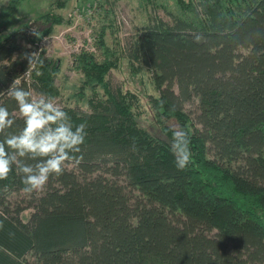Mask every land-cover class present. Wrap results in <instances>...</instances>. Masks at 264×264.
I'll return each instance as SVG.
<instances>
[{
	"label": "trees",
	"instance_id": "trees-1",
	"mask_svg": "<svg viewBox=\"0 0 264 264\" xmlns=\"http://www.w3.org/2000/svg\"><path fill=\"white\" fill-rule=\"evenodd\" d=\"M66 2L0 41V106L17 114L13 131L23 127L7 94L16 79L35 96L60 95V64L42 42L71 23L53 10ZM162 9L167 20L150 14L121 47L130 69L151 74L144 117L139 95L106 78L109 58L78 56L84 84L103 90L86 110L61 106L87 125L83 159L40 193L24 192L15 170L0 180V264H264V0ZM173 130L190 137L183 170ZM19 193L24 205L12 208Z\"/></svg>",
	"mask_w": 264,
	"mask_h": 264
},
{
	"label": "rangeland",
	"instance_id": "rangeland-1",
	"mask_svg": "<svg viewBox=\"0 0 264 264\" xmlns=\"http://www.w3.org/2000/svg\"><path fill=\"white\" fill-rule=\"evenodd\" d=\"M0 0V41L18 26L31 22L36 15L46 12L55 0ZM171 3V0H168ZM166 0H67L65 8L53 6V10L64 18L71 17V23L56 25L51 36L45 38L42 46L47 56L57 60L60 73L56 84L60 88L55 102L61 106H79L88 109V101L96 95H103L102 87L91 81L85 85V76L79 62L82 52L91 53L98 62L109 58L114 66L106 75L113 88L133 91L142 103L140 111L145 116L148 109V95L154 94L151 74L146 71L130 69L127 60L122 57L121 47L125 38L147 22L149 15L167 20L162 9ZM174 9V7L172 6ZM41 23V22H37ZM42 24V23H41ZM104 30V43L101 48L98 35ZM82 91V92H80ZM186 109L193 115L195 102L186 103ZM40 193V192H39ZM26 196L23 193L14 195L10 200L11 207L17 201L24 205ZM20 200V201H19Z\"/></svg>",
	"mask_w": 264,
	"mask_h": 264
},
{
	"label": "clouds",
	"instance_id": "clouds-1",
	"mask_svg": "<svg viewBox=\"0 0 264 264\" xmlns=\"http://www.w3.org/2000/svg\"><path fill=\"white\" fill-rule=\"evenodd\" d=\"M195 39L200 42L203 37L196 35ZM28 59L31 66L34 54ZM19 85L16 79L7 94L18 106L22 129L13 131L17 114L0 106V180H7L15 170L22 178L24 192L39 193L46 189L50 179L62 176L71 164L83 159L75 154L82 151L87 125L74 124L52 97L35 96ZM172 150L176 166L185 169L191 162L187 132L173 130Z\"/></svg>",
	"mask_w": 264,
	"mask_h": 264
}]
</instances>
